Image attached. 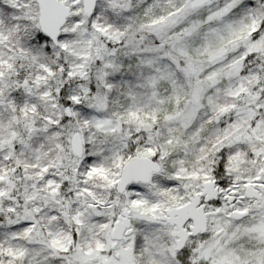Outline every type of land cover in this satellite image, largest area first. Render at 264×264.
<instances>
[{"label":"snow or ice","instance_id":"snow-or-ice-1","mask_svg":"<svg viewBox=\"0 0 264 264\" xmlns=\"http://www.w3.org/2000/svg\"><path fill=\"white\" fill-rule=\"evenodd\" d=\"M83 3L85 14L98 31L107 34L112 24L125 22L116 12L123 9L119 0H109L113 11L102 10L98 0ZM39 11L40 29L29 41L36 45L37 54L41 44L64 38L57 36V29L67 10L60 0H40ZM124 15L132 19L128 13ZM144 16L147 24L139 26L147 27L155 37L156 44L150 51L159 65L157 74L148 80L151 91L146 99L158 107L143 116L139 111L129 112L149 141L137 148L134 161L128 158L130 163L124 171L128 179L121 182L119 191L131 193L132 198L119 213H111L110 222L96 225L89 216L97 220L104 216L99 209L105 202L89 188H82L76 195L87 197L82 201L85 211L63 213L65 221L75 228L65 233L53 230L51 221L56 216L51 212L45 215L47 209L36 203L39 193L26 197L32 203L25 205L22 214L13 207L9 180L8 190L0 188V202L7 200L9 205L0 207V220L5 221L0 225V264H189L192 253L185 239H194L197 233L208 235L210 219L215 222L212 231L221 232L224 225L232 226L233 220L251 217V223L235 224L231 234L243 232L264 242V0H150ZM103 17H107V25L97 22ZM73 18L79 20L78 15ZM132 39L135 43V37ZM49 51L45 45L43 52ZM249 62H253L252 71L241 70ZM222 80L235 83L220 88ZM249 81L254 83L250 85ZM69 87L66 84L60 89L61 96L69 95ZM75 99L73 96L62 102L68 107ZM76 107L88 111L79 104ZM205 107L220 124L216 130L218 159L212 160L211 170L203 163L206 149L201 146L197 155L180 132ZM230 113L233 115L225 125L223 117ZM161 119L168 124L163 141L156 130ZM176 150L191 157L187 161L191 168L180 167L158 190L151 185L154 198L142 197V185H150L164 171L159 161ZM87 160L91 163L92 158ZM179 163L185 165L186 161ZM47 172L44 167L37 175ZM94 174L102 176L109 187L118 183L103 168L92 167L87 172L89 177ZM45 179L55 197L58 188L54 180ZM4 180L0 175V182ZM176 181H183V192L172 187ZM70 182L71 177L66 178L63 188ZM134 220L140 222L138 226H149L143 240L132 235ZM155 225H162L174 238L171 256L162 249L159 234L151 230ZM101 229L104 238L97 235ZM83 231L88 235L82 236ZM130 239H134V245L128 243ZM200 255L211 258V264H264V248L251 250L247 257L236 252L223 254L217 241L208 242ZM191 264H196L195 258Z\"/></svg>","mask_w":264,"mask_h":264},{"label":"clouds","instance_id":"clouds-1","mask_svg":"<svg viewBox=\"0 0 264 264\" xmlns=\"http://www.w3.org/2000/svg\"><path fill=\"white\" fill-rule=\"evenodd\" d=\"M119 2L123 9L116 12L125 22L112 24L106 34L93 26L90 16L84 12L83 0H60L67 11L60 19L57 36L63 35L64 38H53L41 44L37 54L36 45L29 41L40 29V0H0V175L5 176L0 188L8 190V181H12V206L21 214L25 205L32 203L26 197L39 193L36 203L42 210L47 209L45 215L51 212L56 216V220L51 221L54 231L75 230L65 221L63 213L72 215L85 211L82 201L87 197L76 195L84 187L105 202L99 209L105 215L99 220L91 215L89 221L96 225L110 222L111 213H119L122 205L132 198L131 193L126 195L119 191L121 182L128 179L124 175L130 163L128 158L132 157L134 161L137 148L149 144L143 129L138 121L129 117V112L139 111L143 116L145 111L158 107L146 99L151 91L148 80L157 74L159 66L155 54L150 51L156 41L147 27L141 29L139 26L140 23L147 24L144 8L150 0ZM98 3L102 10L113 11L109 0H98ZM124 13L132 19L128 20ZM77 15L79 20L73 18ZM97 22L108 24L107 17ZM45 45L50 49L47 53L43 52ZM243 68L252 71L253 62L243 64L241 70ZM229 83L235 81L222 80L219 87H227ZM252 83L249 81L250 85ZM66 84L70 86L69 95L61 96L60 89ZM73 96L77 99L66 107L62 101L71 100ZM77 104L88 111L82 112ZM232 115L223 117L225 125ZM167 127L162 119L156 125V130L162 134L161 141ZM219 128L220 124L207 107L187 128H180L197 155L201 154V146L206 149L203 155L207 158L203 163L208 170L213 167L212 160L218 159L216 152L220 144L216 130ZM88 157L92 158L91 163ZM190 158L182 150L170 152L159 161L164 171L157 174L150 185H142V197L154 198L151 185L157 186L155 190H158L180 167L191 168L187 163ZM180 160H185L186 164L181 165ZM117 163L121 167L118 168ZM44 167L48 172L37 175ZM92 167L105 169L118 183L109 187L102 176L94 174L89 177L87 172ZM45 176L53 179L58 188L55 197L49 191ZM68 177H71L69 187L63 188ZM182 184L183 181H176L172 187L183 192ZM57 200L60 203H56ZM8 206L7 200L0 202V207L6 209ZM251 222V217L233 220L232 226L226 224L223 231L213 232L215 222L210 219L208 235L197 233L194 239H185L192 253L189 264L194 258L196 264H211V258L200 255L210 241H217L223 254L236 252L244 257L253 249L264 248V242L253 236L243 232L231 234L235 224ZM4 223L0 220V225ZM139 223L132 221V235L143 240L149 226H138ZM151 230L159 234L162 249L171 256L169 250L174 238L162 225L152 226ZM87 235V231L82 232V236ZM97 235L104 238L105 231L101 229ZM128 243L134 245L135 241L130 239ZM137 259H140L139 254Z\"/></svg>","mask_w":264,"mask_h":264}]
</instances>
